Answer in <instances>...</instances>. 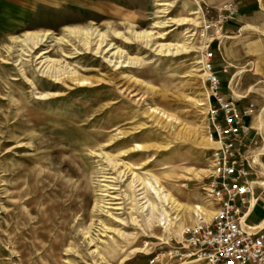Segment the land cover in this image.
Wrapping results in <instances>:
<instances>
[{"label": "rangeland", "instance_id": "1", "mask_svg": "<svg viewBox=\"0 0 264 264\" xmlns=\"http://www.w3.org/2000/svg\"><path fill=\"white\" fill-rule=\"evenodd\" d=\"M233 4L0 0V264H147L165 238L179 241L196 207L207 209L216 147L201 28ZM227 36L214 58L222 41L225 57L251 70L257 116L264 53L243 55L264 38ZM218 77L229 99V75ZM154 181L169 204L147 187ZM263 216L261 204L250 223ZM167 220L176 229L160 226Z\"/></svg>", "mask_w": 264, "mask_h": 264}, {"label": "built area", "instance_id": "2", "mask_svg": "<svg viewBox=\"0 0 264 264\" xmlns=\"http://www.w3.org/2000/svg\"><path fill=\"white\" fill-rule=\"evenodd\" d=\"M233 6L226 9L229 15L221 16L217 24L204 26L200 34L206 41L205 62L210 72L207 117L213 132L209 136L218 144L213 149V173L202 187L203 202L211 215L199 212L196 222L185 228L181 241L161 245L165 247L149 255L147 264H264V221L250 223L264 197V138L259 148L247 145L251 134L247 118L253 116L255 106L240 113L239 103L243 99L233 79L228 84L232 98L221 96V81L212 64L211 46L219 40L217 36L223 32L224 23L233 19L236 13ZM228 71L229 66H224L221 73Z\"/></svg>", "mask_w": 264, "mask_h": 264}, {"label": "crops", "instance_id": "3", "mask_svg": "<svg viewBox=\"0 0 264 264\" xmlns=\"http://www.w3.org/2000/svg\"><path fill=\"white\" fill-rule=\"evenodd\" d=\"M221 1L223 2L225 0ZM232 2L235 4L233 9L236 11V13L233 19L224 23L223 30H225L227 35H231L227 36V38L240 37L242 41H246L250 39V36H244L247 31L259 33V35L264 38V0H232ZM259 40L261 41V39ZM251 43L252 47L249 45V47L245 48L243 58L258 56V60L260 61V55L264 53V49H262L258 42ZM222 45V41H219L216 44V50L218 51L219 56H216V58H213L212 60L215 71L217 73H221V70L224 66H229V71L225 75H229L228 84L229 81L233 79L234 85H236L237 93L242 96L243 100L239 103V105L249 106L250 109L252 105L259 106V103H257V105L254 103L259 101L251 97V93L255 89L254 85L257 83L256 78L253 77V73H251V70L245 69V67H238L232 64L229 59L225 57ZM262 45L264 47V43ZM258 67L259 65L257 63L253 64L252 70L254 73L256 72L255 74H261V71L258 69ZM230 72H233V74H230ZM228 97V100L232 98L230 94H228ZM244 111L248 110H243V112ZM247 123L251 126V134L249 139L246 141L247 145L252 149L261 147L262 139L264 138V105L263 109L257 116L253 114L252 117L247 118ZM262 161L264 162V156L262 157ZM261 204L264 208V197L261 199L259 206ZM263 221L264 216L257 222H251V224H260Z\"/></svg>", "mask_w": 264, "mask_h": 264}, {"label": "bare ground", "instance_id": "4", "mask_svg": "<svg viewBox=\"0 0 264 264\" xmlns=\"http://www.w3.org/2000/svg\"><path fill=\"white\" fill-rule=\"evenodd\" d=\"M136 37H137V39L142 38V39H147V40H149V38H150L149 35H143V34H140V33L136 34ZM95 39H98V44H99L100 48L108 47L107 44H106L107 40L104 37H97ZM201 64H202V68H203L202 71H204V73H205L204 75L206 76V78H208L209 75H210V72L207 70L206 62H204V63L202 62ZM213 142H214L215 146L218 147V144H216L215 141H213ZM147 187L151 188L154 196L157 197L158 199H160L163 202V204H166V203L169 204L171 202V199H172L171 195L167 191H165V188L163 187V184L160 181H158V182L154 181L153 184L149 183ZM147 203H149L148 200L145 202V204L147 205ZM149 205H150V203H149ZM199 212H203L207 217H209L211 215V210L209 208L203 209L200 206L196 207L195 212H194V222H193V224L196 222V216L199 215ZM177 223H178L177 221H176V223H173L172 220H167L164 223H161L160 226L163 229H165L166 231L167 230L170 231L171 230L170 227H172V226H174V229H176V224ZM177 227H178V225H177ZM184 230H185L184 227H182V228L180 227L179 231L178 230L176 231V237L175 238H177L179 241H181V239H182V235H183ZM170 239H171V236L165 238L164 240H169L168 242H170ZM196 263H198V262H190L189 264H196ZM181 264H187V263H181Z\"/></svg>", "mask_w": 264, "mask_h": 264}]
</instances>
